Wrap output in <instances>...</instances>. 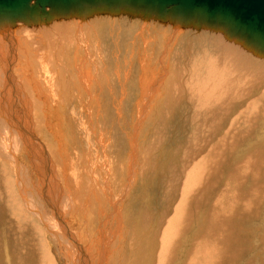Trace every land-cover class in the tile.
Wrapping results in <instances>:
<instances>
[{"label":"rangeland","instance_id":"obj_1","mask_svg":"<svg viewBox=\"0 0 264 264\" xmlns=\"http://www.w3.org/2000/svg\"><path fill=\"white\" fill-rule=\"evenodd\" d=\"M49 6L43 7L39 14L28 15L27 19H13V24L15 21L22 22L19 24L30 30L29 36L20 35L22 41L25 40L23 45L29 46V52L27 55L23 53V56L29 58L37 84L44 80L43 75H47V85L52 86L53 90H49L50 94L47 92L50 95L48 111L52 106L57 111L50 120L53 124L48 125L46 122V125L45 121L51 111L45 117L47 104L37 99L41 94L33 92L30 88L26 91L24 89V94L31 102L30 121L27 124L32 125V131L29 128L28 136L31 138L34 132L35 142L41 150L49 147L52 153L56 144H59L58 129L61 127L57 125V118L59 117L61 125H64L68 112L75 111L72 112L75 116L72 125L69 124L67 129L62 130L66 137V150L68 147V154L74 159L71 171L74 177L77 176L75 179L70 178L71 182H68L73 185L71 196L74 197L70 206L71 212H68L65 222L70 230L78 233L77 238H80V243L86 248L88 264H196L201 252L199 248L204 246L205 238L208 242L211 241L209 264H264V100H259L263 108L258 104L256 109L244 111L246 115L239 117V122L244 124L234 121L238 111L242 109L234 104L229 106L228 115L209 116L206 123L194 113V103L199 104L198 101H208L211 98L208 101L210 104L214 96H220L221 92L216 94V86L211 80L220 76L218 71L224 65L225 59L214 57L217 52L214 49L218 42L217 35H224L229 24L217 20L210 22L199 15L158 11L156 8L134 5L126 1L88 0L79 6L77 3L69 7L56 6L53 11H50ZM19 24L16 25L20 26ZM141 28L144 30L143 36ZM238 33L250 40L244 33L235 32L237 35ZM235 34L231 37L233 40L237 38L234 37ZM17 41L22 44L18 36ZM81 44H85L89 51L87 52ZM213 44L215 46L212 47ZM258 46L257 52L264 56V46ZM168 48L169 55L166 52ZM188 48L194 49L195 52L189 53ZM201 49L203 50L200 52ZM209 49L215 51L213 55ZM176 52L180 54L175 55ZM163 53L164 56L161 55ZM96 56L97 59H88ZM144 56L146 58H143ZM200 59L204 62L201 63ZM256 60L253 65L249 64L247 57L239 60L240 65L243 62V67L238 70L245 73L241 76L250 74L259 79L258 67L264 68V60ZM213 62L215 65H211ZM141 63H150L148 76H143ZM203 66L210 67L204 69ZM216 66L217 70L213 69ZM230 69L235 71L236 67ZM230 69L228 71H231ZM18 74L17 71V76ZM20 75H24V70ZM147 77L153 80L151 85L146 81ZM221 77L222 74L218 79ZM262 77L264 78V75ZM50 78L53 79L52 82L49 81ZM72 79H76L80 86ZM54 80L67 82L68 85H52ZM247 80L246 78L241 82V87L246 84L242 89L249 86ZM15 86L13 87L16 88ZM76 86L79 89L77 91ZM255 86L258 88H255L253 93L259 98L264 90V81L257 82ZM89 87L97 95L92 103L90 101L93 97L88 95L91 91L88 90ZM233 87L230 85L233 91L229 88L232 95ZM4 88L0 83V91ZM78 95H82L81 102L74 100ZM84 97L88 101L84 102ZM14 100L13 117L20 118V100L17 96ZM218 100L219 97L214 102H219ZM247 101L250 100L244 99V104ZM77 103L85 105L86 111L83 115L78 113ZM3 105V102L0 103L1 114H4ZM90 105L94 106L93 113L92 107L88 108ZM35 112L40 120L38 124L35 123ZM92 115H95L94 121L97 125L95 144L91 146L92 150H86L90 146H86L85 140L93 134V128H96L93 124L92 130L90 129ZM188 115L191 119L196 118L198 126L195 124V118L194 122L191 120L193 126L191 122L189 125ZM76 117L78 120L80 117L81 129L77 128ZM198 117L200 119H197ZM1 119L4 122L10 120ZM67 130L72 131V134H68ZM85 131L88 134L84 133ZM0 133L2 134V130ZM221 137L223 141H220ZM24 138L29 141L25 133ZM7 141L16 150L19 167H11V162L8 163L3 155H0V264H72L68 260L75 258L77 250L66 246V242L54 240L42 219L33 214L32 207L31 210L25 207L23 197L26 196L28 201L33 199L27 195L31 193V188L36 191L35 196L38 195L42 212L56 218L59 216L57 211H51L47 204L48 197H42L45 196L44 183L40 181L37 169L27 160L29 149L22 148L13 134L7 136ZM218 142H221L220 145ZM70 150L74 151L75 158ZM46 151L48 152L47 148ZM55 152V156L48 152L51 164L56 160L62 162V156ZM82 153L84 157L87 156L84 166L81 167L79 162ZM93 164H97L96 168ZM100 164L104 166L101 168ZM86 167L90 174L89 185L92 181L90 176L95 172L94 179L99 188L95 194H91L90 186L84 182L83 174L86 172L82 168ZM19 171L24 173V196L20 195L18 187V180H21V176L17 175ZM76 179L78 183L75 182ZM46 209H49V212ZM226 210H229V213H225ZM88 211H92L91 216ZM80 213L85 216H80ZM105 214L112 216L113 230L109 240L103 238L104 229L100 232L102 240H105L103 244L107 247L100 246L98 251L97 245L92 244V239L100 240L94 236L97 235V226L103 225ZM75 215L79 223L76 222L77 219L70 221ZM244 215L248 216V221H245ZM86 224L90 228H84L83 225ZM240 228L246 231L243 238L242 233L239 235ZM216 240L220 242L217 247L214 246ZM242 240L245 241L244 244ZM239 249L246 250L240 255ZM68 251L73 255L71 258ZM76 263L78 264L77 260Z\"/></svg>","mask_w":264,"mask_h":264},{"label":"bare ground","instance_id":"obj_2","mask_svg":"<svg viewBox=\"0 0 264 264\" xmlns=\"http://www.w3.org/2000/svg\"><path fill=\"white\" fill-rule=\"evenodd\" d=\"M77 1H79L80 3H77V5L79 6L81 3H83V2H85V1H88V0H77ZM27 3H28V5H30L31 7H30V10H27V11H24V13H22V14H18V15H16V16H13V17H0V83H1V85L3 84L4 85V90L2 89L0 92V103H4V105L3 106H5L4 107V109H2L3 110V113L4 114H1L0 115V130H2V134L0 133V155H3V157H4V159H5V161H8V163L9 162H11L10 163V165H12L11 167H16V165L18 166V161H17V156H16V150H15V148H13V145L11 146L10 145V143L7 141V136H9V135H14V138H15V140L20 144V146L22 147V148H27V149H29V157H28V162H29V164L31 163V166L34 168V169H37V173H38V175H39V177H40V181L42 182V183H44L43 184V186H44V189H43V195H45V196H42V197H48L47 198V204H49V206L51 207V211H53V210H55V211H57L58 213H59V216L56 218V217H53L52 215H48V213L47 212H49V209L47 210V214H45L44 212H42V208H41V205H40V203H39V199H38V195H37V197L35 196V194H36V191H34L33 189H31L30 188V191H31V193H27V195L28 196H31V197H33V199L32 200H29L28 201V199L26 198V196H24V194L26 193V190H25V188H24V186H23V182H22V177L24 176V173L22 174V172H23V170H22V172L21 171H19L18 173H17V175H18V177H20L21 176V180H18V183H19V188H20V195H23L24 197H23V199H24V201H25V204H26V209H29V210H31V207H32V212H33V214L35 213V214H37L41 219H42V222L45 224L44 226L46 227V229L47 230H49L48 232L52 235V237H53V239L54 240H56V241H60V242H63V243H67V245L66 246H68V247H72V248H75L77 251V255L75 254L74 255V257L75 258H72L71 259V261L70 260H68L69 262H71L72 264H77L76 263V260L78 261V264H88V262L87 261H89L88 260V258H86V253H85V249L86 248H84L83 247V245L80 243V238L78 239L77 238V236H78V233L76 232H74V231H72V230H70V228H68L69 226H67V224H66V222H65V218L67 217V215L69 214L68 212H71L70 211V206H71V204H72V200H73V197L74 196H71V194H72V187L71 186H73V185H69V181H70V178H72V179H75L76 177H74V173H72V171H71V168H72V166H73V164H74V159L72 160L70 157L71 156H69V150H68V147H67V150H66V144H65V140H66V137L64 136V134H63V129L64 128H66L67 129V127L68 126H70L69 124H71L72 125V123H73V121L75 120L74 119V113H72V112H68L69 114H68V117H66L65 116V122H64V125H61V122H60V119H59V117L57 118L58 119V122H57V125L58 126H60L61 127V129H58V135H59V144H56V146H55V148H54V150L55 151H57L61 156H62V162H58V160H56L55 161V163L54 164H51L50 163V159H48V158H51L50 157V155H49V153H51V149L49 148V147H46L47 149H48V152L46 151V148H44V149H42L41 150V148H40V146L35 142V138H34V132H32V135H31V138L28 136V130H29V128H30V130L32 131V125H30V126H28V124H27V122H29L30 121V118H29V115H30V110H31V102H30V100H28L27 99V97H26V95L24 94V89H25V91H26V89L28 90L29 88L34 92V91H37L38 93H40L41 95H39L38 97H37V99L39 98V100H41V101H43V103H45V104H47V108H46V111H47V114L45 115V117L48 115V112L49 111H51L50 112V115H48V119H47V121H45V124L47 125V123H48V125H52L53 123L52 122H50V120L56 115V109H55V107H51L50 109H49V111H48V102H49V100H50V91L49 90H52L51 89V87L52 86H50L49 87V85H47V75H43V79L44 80H42L40 83H36L35 82V78H34V76H33V73H32V70H31V67H30V62H29V58H27V57H25V56H23V53H25L26 55H27V52H29V50H28V48L27 47H29V46H25V45H23V41H25L24 39H23V41H22V38H20V35L22 36V34H27L28 36L30 35L29 34V32H30V30H28V29H24L20 24L22 23H16V21H15V24H13V19H15V20H17V19H27L28 17V15H34V14H39V12H42L41 11V9L43 8V7H46L48 4H43V3H41V2H39V0H28L27 1ZM87 3V2H86ZM49 6V5H48ZM53 7H55V6H52V5H50L49 6V9H50V11H53ZM82 8V7H81ZM85 8H86V6H85ZM89 8V7H88ZM48 9V10H49ZM86 11V10H85ZM142 12H144V11H142ZM48 14V13H47ZM87 14V13H86ZM85 14V15H86ZM176 14V13H175ZM178 14V13H177ZM144 17V16H143ZM146 18V17H145ZM148 18V17H147ZM178 18H179V16H178ZM177 19V18H176ZM72 20V19H71ZM75 22V21H74ZM211 22V21H210ZM143 23H144V21H143ZM174 23V22H173ZM179 23V22H178ZM216 23V22H215ZM16 24H19L20 26H17ZM28 24V23H27ZM179 25H180V23H179ZM29 26V25H28ZM75 26V25H74ZM144 26V25H143ZM25 27V26H24ZM176 27V26H175ZM71 28V27H70ZM76 28V27H75ZM87 28V27H86ZM172 28V27H171ZM177 28H178V26H177ZM151 29V28H150ZM181 29V28H180ZM54 31H55V29H54ZM68 31V30H67ZM143 29L141 28V33H142V36H143ZM171 31H172V29H171ZM56 32V31H55ZM150 32V31H149ZM235 32H237L236 30H234L233 28H231V26H229L228 28H227V30H226V32H225V34L224 35H217V46H216V49H214L215 51H217V52H215L214 50L213 51H211L210 49V51L212 52L211 54L213 55V53H214V57H220V58H223V59H225L223 62H224V65L223 66H221L220 68V71H218V74H220V76H221V74H222V77H221V79H218L216 76L211 80V83L214 85V86H216V88L214 89V90H217V92H216V94H218L219 95V93H218V91H220L221 93H220V96H217V98L219 97V102H214V100L215 99H217L216 98V96H214L215 98H213L212 100H213V102L212 103H210L209 104V100L211 99H208V101H198V102H200L199 104H193L194 105V108H195V112L194 113H196L199 117H202V121L204 122V123H206L207 122V117H209V116H214V115H228V112H229V106L231 105V104H234L236 107H239V108H242L240 111H238V114L236 115V117H235V119H234V121H236V122H238V123H243L242 121L241 122H239L240 121V119H239V117L241 116H244V115H246V112H244V111H246V110H249L250 108H253V109H256V107L258 106V104H260L259 102V100L261 99V98H263L262 100H264V90L263 91H261V94L259 95L260 97L259 98H257L256 97V95H254V93H253V90H255V88L257 89L258 88V86L256 87L255 86V84L257 83V82H259L260 81V83L262 82V81H264V78L262 77L263 75H264V68H262L261 69V67L259 68L258 67V69H259V79H255L254 77H252L250 74H247L246 76H241V74H245L242 70L241 71H239L238 69H242V64H243V62L241 63V65H240V61L239 60H243V57H247L249 60H250V63L249 64H251V65H253V64H255L254 63V60L255 61H257L256 59H259V58H262L263 60H264V56L261 54V53H259V52H257V51H259L258 49V44L255 42V41H253L252 39H250V40H246L245 38H244V35L243 34H240L239 35V33H238V35L237 34H235ZM57 33V32H56ZM137 33V32H136ZM152 33V32H151ZM182 33V32H181ZM241 33V32H240ZM75 34V33H74ZM138 34V33H137ZM137 34H136V36H137ZM236 35V36H234V37H237L235 40H233L232 38V36L233 35ZM81 35V34H80ZM98 35V34H97ZM141 35V34H140ZM140 35H138V36H140ZM17 36L19 37V40H20V42L22 43V44H20L18 41H17ZM25 37V36H24ZM87 37H88V35H87ZM232 37V38H231ZM27 38V37H26ZM168 38V37H167ZM188 37H186V39H187ZM87 39V38H86ZM190 39V38H189ZM168 40V39H167ZM32 41V40H31ZM86 41V40H85ZM153 41V40H152ZM213 41H214V39H213ZM29 42V41H28ZM135 42V41H134ZM144 42V41H143ZM150 42V41H149ZM163 42V41H162ZM86 43V42H85ZM165 43V42H164ZM211 43V42H210ZM87 44H88V42H87ZM86 44V45H87ZM133 44V43H132ZM82 46H84L86 49H87V52L89 51V48L88 47H86L85 46V44H81ZM99 45V44H98ZM144 46H145V49H147L146 47H147V45L146 44H144ZM149 46V45H148ZM213 46H215L214 44L212 45V47ZM264 46V45H263ZM125 47V46H124ZM166 48V47H165ZM136 49V48H135ZM161 49V48H160ZM163 49V48H162ZM169 50V51H168ZM187 50V49H186ZM185 50V51H186ZM188 50H190V52L188 51ZM188 50H187V52H189V53H192V52H195V50L194 49H192V48H188ZM203 49H201L200 50V52L202 51ZM207 50V49H206ZM206 50H204V51H206ZM110 51V50H109ZM132 51V50H131ZM149 51H150V53L152 54V50L151 49H149ZM164 51H165V49H164ZM166 52H168V55H169V52H170V48H168L167 50H166ZM148 53V52H147ZM206 53V52H205ZM264 53V52H263ZM29 54V53H28ZM151 54H149L150 56H151ZM154 54V53H153ZM158 54V53H157ZM178 54H180V53H178V52H176L175 53V55H178ZM200 54V53H199ZM202 54H203V52H202ZM250 54L252 55L251 57H250ZM136 55V54H135ZM144 55V54H143ZM161 55H163L164 56V53L163 54H161ZM167 55V56H168ZM194 55H195V53H194ZM29 56V55H28ZM159 56V55H158ZM158 56H157V58H158ZM207 56V55H206ZM133 57V56H132ZM135 57V56H134ZM156 57V56H155ZM211 57L212 56H210V58L209 59H211ZM109 58V57H108ZM143 58H146V56H144ZM147 58H148V56H147ZM201 58V57H200ZM206 58H208V57H206ZM88 59H97V56L96 57H93V58H88ZM150 59V58H149ZM154 59H156V58H154ZM229 59H232V61L230 62L229 61ZM239 59V60H238ZM203 60V59H202ZM237 60H238V62H237ZM209 61V60H208ZM207 61V62H208ZM212 61V60H211ZM214 61V60H213ZM247 61V60H246ZM132 62H133V60H132ZM198 62H199V60H198ZM200 62H201V59H200ZM202 62H204V61H202ZM201 62V63H202ZM119 63V62H118ZM121 63H122V61H121ZM231 63V64H230ZM245 63V62H244ZM259 63V62H258ZM121 65V64H120ZM129 65V64H128ZM139 65V64H138ZM150 65V63H148V64H142L141 63V68H142V71L144 72V74H143V76H148V71H149V66ZM206 65V64H205ZM211 65H215V63L213 62ZM210 65V66H211ZM218 65V64H217ZM123 66V65H122ZM210 66H207V67H210ZM242 66V67H241ZM248 66V65H247ZM259 66V65H258ZM185 67V66H184ZM189 67V66H188ZM200 67V66H199ZM204 67V66H203ZM206 66L204 67V69L205 68H207ZM236 67V69H235V71H234V69L233 70H231L230 68H235ZM253 68H254V66H253ZM257 68V67H256ZM131 69H132V67H131ZM130 69V70H131ZM198 69V68H197ZM200 69V68H199ZM202 69V68H201ZM212 69V68H211ZM213 69H216L217 70V66L216 67H214ZM212 69V70H213ZM231 70V71H228V70ZM245 69V68H244ZM249 69H250V67H249ZM255 69V68H254ZM23 70H24V75L23 76H21L20 75V73L21 72H23ZM188 70V69H187ZM212 70H210L209 72L211 73L212 72ZM17 71H18V76H17ZM125 71V70H124ZM180 71V70H179ZM197 71V70H196ZM201 71V70H200ZM207 71V70H206ZM113 72V71H112ZM118 72V71H117ZM208 72V73H209ZM248 72H249V70H248ZM88 73V72H87ZM101 73V72H100ZM103 73V72H102ZM191 73V72H190ZM198 73V72H197ZM206 73V72H205ZM209 73V74H210ZM229 73H232V74H229ZM246 73H247V71H246ZM251 74H252V72H250ZM86 74V73H85ZM106 75H110V71L108 72V74L107 73H105ZM115 74V73H114ZM125 74H126V72H125ZM186 74V73H185ZM187 74H188V72H187ZM193 74V73H192ZM202 74V72L200 73V75ZM19 75H20V80L18 79V77H19ZM87 75V74H86ZM88 75H90V74H88ZM87 75V76H88ZM103 75V74H102ZM106 75H103V76H106ZM199 75V74H198ZM216 75H217V72H216ZM17 76V77H16ZM82 76V75H81ZM116 76V75H115ZM207 76V75H206ZM85 77V76H84ZM84 77H83V79H84ZM107 77V76H106ZM17 78V79H16ZM87 78V77H86ZM196 78V77H195ZM231 78H233V79H231ZM248 79L247 80V83L249 84V86L245 89H242V87L244 86V85H246V84H244L242 87L240 86V84H241V82L242 81H245V79ZM6 79V80H5ZM90 79H91V77H90ZM90 79L88 80V83H89V81H90ZM112 79V78H111ZM73 80V79H72ZM81 80H82V78H81ZM200 80V79H199ZM217 80H219V81H217ZM259 80V81H258ZM6 81V82H5ZM49 81H53V79L51 80V78H50V80ZM55 81V80H54ZM73 81H77L76 79L75 80H73ZM146 81L148 82V84H152L153 83V80L152 79H150V78H146ZM195 81H196V79H195ZM203 81V80H202ZM85 82V81H84ZM92 82H93V79H92ZM91 82V83H92ZM125 82V81H124ZM131 82V81H130ZM68 83H69V80H68ZM71 83H74V82H71ZM80 83V82H79ZM87 83V84H88ZM232 83H234V85H232ZM26 84H27V87H26ZM60 84H62V85H60ZM76 85L78 84V81H77V83H75ZM81 84V83H80ZM85 84V83H84ZM208 84V83H207ZM14 85H16L15 87L16 88H14L13 86ZM29 85V86H28ZM52 85H55V86H60V87H62V86H67L68 84H67V82L66 83H64V81H62V83H60V82H53L52 83ZM189 85V84H188ZM230 85L231 86H234L233 87V89H234V92H233V95L230 93L231 91H233L231 88H230ZM242 85V84H241ZM262 85V84H261ZM70 86V85H69ZM78 86H80L79 84H78ZM90 86V85H89ZM196 86V85H195ZM207 86V85H206ZM205 86V87H206ZM73 87H74V85H73ZM77 87V86H76ZM75 87V88H76ZM91 87H93V86H91ZM261 87V86H260ZM72 88V87H71ZM80 88V87H79ZM82 88V87H81ZM85 88H86V85H85ZM229 88H230V90H229ZM261 88H263V87H261ZM16 89H18V90H16ZM191 89V87H189V90ZM77 90H79L78 89V87H77V89H76V91ZM87 90V89H86ZM85 90V91H86ZM89 91L91 90L90 89V87H89V89H88ZM202 90V89H201ZM203 90H205V88H203ZM209 90V89H208ZM213 90V91H214ZM49 91V94L47 93ZM53 91V90H52ZM98 91V90H97ZM210 91V90H209ZM64 92H66V91H64ZM63 92V93H64ZM68 92V91H67ZM87 92V91H86ZM206 92V91H205ZM69 93V92H68ZM73 93H74V91H73ZM200 93V92H199ZM53 94V93H52ZM66 94V93H65ZM79 94V93H78ZM87 94V93H86ZM86 94L84 95V96H86ZM202 94H204V93H202ZM213 94V93H212ZM73 95V94H72ZM88 95H90L91 97H93V99L90 101V103H92V101L94 100V98L97 96V95H95V91L92 89L89 93H88ZM208 95H210L209 93H208ZM207 95V96H208ZM214 95V94H213ZM253 95L255 96V97H253ZM15 96H17L18 97V100H20V105L18 106L19 107V109L18 110H20L21 109V111H22V115H20L21 117L20 118H14L13 116H14V110H13V102L15 101L14 100V97ZM65 96V95H64ZM95 96V97H94ZM203 96V95H202ZM207 96H205V97H207ZM258 96V95H257ZM19 97H20V99H19ZM68 97V96H67ZM74 97V96H73ZM72 97V98H73ZM87 97V96H86ZM86 97H84L85 98V100H84V102L85 101H88L87 99H86ZM210 97V96H209ZM208 97V98H209ZM211 97H213L212 95H211ZM252 97V98H251ZM81 98H82V95L80 96V95H78L77 97H75L74 98V100H77V102H81ZM89 98V97H88ZM108 98H110V97H108ZM249 99L250 101H247L245 104H244V99L246 100V99ZM17 99V98H16ZM201 99H203V98H201ZM204 99H206V98H204ZM46 100V101H45ZM56 104H57V102L56 101H54ZM95 102H97L96 100H95ZM119 103H120V101H119ZM142 103H144V101L142 102ZM83 104V103H82ZM144 105V104H143ZM262 104H260V106H261ZM73 106V105H72ZM85 105H81V104H78L77 103V107H78V113L79 114H82L83 115V113L86 111V108L84 107ZM146 106V105H145ZM251 106V107H250ZM90 107H92L91 108V113H93V111H94V106H92V105H90V106H88V108H90ZM204 107L206 108L207 107V109H204ZM245 108V109H244ZM262 108H263V105H262ZM1 109V108H0ZM75 109H76V107H75ZM96 110H97V107H96ZM96 110H95V112H96ZM233 110V109H232ZM257 110H259V109H257ZM253 111H255V110H253ZM252 111V112H253ZM260 111V110H259ZM75 112V111H74ZM88 112V111H87ZM258 111H256V113H257ZM36 114V112L34 113V119H35V123H40V120H39V117L37 116V115H35ZM261 114V113H260ZM17 115V114H16ZM69 115H70V117H69ZM88 115V114H87ZM144 115V114H143ZM93 116V117H92ZM91 116V119H92V122H91V130H92V125L94 124V125H96V123H95V115H92ZM85 117H86V115H85ZM189 117H190V115H188V119H189ZM197 118V119H200V118ZM247 117V116H246ZM1 118H8V119H10V120H8L9 122H4L3 121V119H1ZM77 118V117H76ZM195 118V117H194ZM193 118V119H194ZM97 119V118H96ZM100 119V118H99ZM140 119V118H139ZM193 119H191V117H190V121H188V123H189V125H191L192 124V121L191 120H193ZM79 120H80V117H79ZM79 120H78V118H77V124L76 123H74V124H76L77 125V128H79V129H81L82 128V125H81V128H80V123H79ZM85 120L87 121V118H85ZM201 121V122H202ZM47 122V123H46ZM190 122H191V124H190ZM193 122H194V120H193ZM198 122V121H197ZM245 122V121H244ZM83 123V122H82ZM195 124L197 125V123H196V118H195ZM244 124V123H243ZM202 125H203V123H202ZM66 126V127H65ZM86 126V125H85ZM84 126V127H85ZM192 126H193V124H192ZM198 126V125H197ZM75 127V126H74ZM202 127V126H201ZM200 127V128H201ZM73 128V127H72ZM197 127H195V129H196ZM18 129H20V130H22V131H20V130H18ZM23 129H25V130H23ZM84 129H86V128H84ZM83 129V130H84ZM194 130V129H193ZM69 130H67V132H68ZM78 131V130H77ZM80 131H82V130H80ZM87 131V130H86ZM84 132V133H87V132ZM90 130H88V132H89ZM93 134L91 135V136H88V138H86V140L85 141H87L86 142V146L88 147V146H90V148H88V149H86V147H85V149L86 150H92V145L93 144H95V136H96V132H97V125H96V128L94 127L93 128ZM217 131V130H216ZM83 132V131H82ZM24 133H25V136L29 139V141H27L25 138H24ZM69 133H71L72 134V131L71 132H68V134ZM80 132L78 131V134H79ZM83 133V134H84ZM70 134V135H71ZM88 134V133H87ZM73 135H74V133H73ZM81 135V134H80ZM90 135V134H89ZM82 137V136H81ZM86 137V136H85ZM2 138H4V141H2ZM73 138V137H72ZM80 138V137H79ZM84 138V137H83ZM83 138H82V140H83ZM209 139V138H208ZM37 140V139H36ZM75 140V139H74ZM211 140V139H210ZM224 140V139H223ZM222 140V137H221V140L220 141H223ZM81 141V140H80ZM88 141H89V143H88ZM41 143V142H40ZM219 143V142H218ZM221 143V142H220ZM220 143H219V145H220ZM41 145H42V143H41ZM131 145V144H130ZM218 145V144H217ZM73 146V145H72ZM82 147V146H81ZM52 149H53V147H51ZM94 148V147H93ZM83 149V148H82ZM72 150H74V149H72ZM55 151H53L52 153H53V155L55 156V155H57V153L55 152ZM71 151V150H70ZM75 151H76V149H75ZM37 152V153H36ZM74 152V151H73ZM73 152L71 151V153L73 154ZM86 152V151H85ZM51 153V154H52ZM79 153H81V152H79ZM88 153V152H87ZM5 155V156H4ZM100 155V154H99ZM98 155V156H99ZM74 156V154L72 155V157ZM76 156V155H75ZM75 156H74V158H75ZM87 156V155H86ZM86 156L84 157V154L82 153V157H81V162H79V163H81L80 164V166L82 165V166H84V164L83 163H85V158H86ZM97 156V157H98ZM132 156V155H131ZM89 157H90V155H89ZM106 157V156H105ZM208 157V156H207ZM206 157V158H207ZM57 158V157H56ZM77 158H79V157H77ZM94 158V157H93ZM132 158L133 157H131V161H132ZM7 159V160H6ZM80 159V158H79ZM91 159V158H90ZM104 159V158H103ZM78 160V159H77ZM84 160V162H82ZM91 160H94V159H91ZM75 161H76V159H75ZM79 161V160H78ZM58 162V163H57ZM64 162V163H63ZM7 163V164H8ZM77 163V162H76ZM89 164V163H88ZM106 164V163H105ZM9 165V164H8ZM15 165V166H14ZM96 165L97 164H93V166H94V168H96ZM101 165V164H100ZM111 165V164H110ZM74 166H76V164L74 165ZM81 166V167H82ZM90 166V165H89ZM93 166L91 165L90 167H92L93 168ZM104 165H101V168L103 167ZM109 166V165H108ZM201 166V165H200ZM19 167V166H18ZM81 167H80V169H81ZM90 167H89V170H90ZM77 168V167H76ZM106 168H108V167H106ZM79 169V168H78ZM77 169V170H78ZM74 170L76 171V169L74 168ZM82 170L83 171H85L86 173H84L83 175H84V177H85V181L84 182H86V183H88V180H89V177H88V175H90L89 174V172H88V170H87V167H86V169L85 168H82ZM17 171V170H16ZM94 171V170H93ZM77 172H79V171H77ZM88 172V173H87ZM131 172V171H130ZM76 174V173H75ZM82 174V173H81ZM16 175V174H15ZM82 176V175H81ZM94 176H95V172H94V174H93V176L91 177L90 176V180H92L91 181V185H89L90 183H88V185L90 186V188H91V191H90V189H89V191L91 192V194H95V193H97L98 192V187H97V185H96V182H95V179H94ZM16 177V176H15ZM43 177V178H42ZM78 177H79V175H78ZM23 179H24V177H23ZM81 179H83V178H81ZM17 180V179H16ZM191 180H192V178H191ZM194 181V180H193ZM28 182V181H27ZM71 182V181H70ZM75 182H77L78 183V181H77V179L75 180ZM81 182V181H80ZM83 182V181H82ZM26 183V182H25ZM63 183V184H62ZM61 184V185H60ZM85 184V183H84ZM106 184V183H105ZM192 184V183H191ZM18 185V184H17ZM86 185V184H85ZM31 186V185H30ZM33 186V185H32ZM87 186V185H86ZM197 186H199V185H197ZM34 187V186H33ZM32 187V188H33ZM92 187H94V188H92ZM27 188V187H26ZM87 189H88V186L86 187ZM36 189V188H35ZM78 189L79 188H77V192H78ZM28 190V189H27ZM102 190V189H101ZM74 192V191H73ZM76 192V191H75ZM88 192V191H87ZM195 193V192H194ZM108 194V193H107ZM77 195H78V193H77ZM86 195H88L87 193H86ZM31 197H30V199H31ZM78 197H79V195H78ZM22 198V197H21ZM41 198V197H40ZM95 199V198H94ZM207 201V200H206ZM83 202V201H82ZM24 203V202H23ZM81 204V203H80ZM43 205V204H42ZM45 206H46V204H45ZM77 206V205H76ZM79 206V205H78ZM77 206V207H78ZM86 206V205H85ZM82 207V206H81ZM46 208V207H45ZM48 208V207H47ZM79 209V208H78ZM77 209V210H78ZM80 209H83V208H80ZM25 210V209H24ZM28 210V211H29ZM44 210V209H43ZM86 210H87V208H86ZM31 212V213H32ZM74 213H76V212H74ZM88 213H89V211H88ZM107 213V212H106ZM225 213H229V210H226L225 211ZM81 215L80 216H82V215H84L85 216V214H83V213H80ZM88 214H86V216H87ZM89 215L91 216L92 215V211H90V213H89ZM116 215V214H115ZM230 215V214H229ZM252 215H254V214H252ZM251 215V216H252ZM245 216V215H244ZM71 217V216H70ZM88 217V216H87ZM93 217V216H92ZM38 218V217H37ZM40 218H39V220H40ZM78 218V217H77ZM76 218V215L75 216H73V217H71L70 218V221H72V219L73 220H75V219H77ZM90 218V217H89ZM53 220V221H52ZM82 220L83 219H81V221L80 222H82ZM88 220H90V219H88ZM116 220V219H115ZM118 220V219H117ZM245 221H248V216H245ZM72 222H74V221H72ZM76 222H78V219H77V221ZM116 222V221H115ZM79 223V222H78ZM88 223V222H87ZM81 224V223H80ZM85 224V223H84ZM102 224L103 225H101L100 224V226L98 227L97 226V235H95L94 237L96 238V239H100L99 241H95L94 239H92V244H94V246H96L97 247V249H96V247H95V249L96 250H98V251H100V246L101 247H103V248H106L107 246H104V244H103V242L105 241V240H102V238H101V234L102 233H100L101 231H103V229H104V234H103V238H105V239H108L109 240V238H110V234H112V216H108V215H106L105 214V218H104V220L102 221ZM80 226V225H79ZM84 226V228H90V227H87L88 226V224H86V225H83ZM115 226H117V224L115 225ZM103 227V228H102ZM245 227V224H243V228ZM82 228V227H81ZM241 229V228H240ZM248 229V228H247ZM81 230V229H80ZM249 230V229H248ZM91 231V230H90ZM80 232V231H79ZM83 232V230L81 231V234H83L82 233ZM92 232V231H91ZM249 232V231H248ZM92 233H94V232H92ZM240 233H242V238H243V235H244V233H246V231L244 230V229H241V232L239 231V235H240ZM208 235V234H207ZM249 235H251L250 233H249ZM222 236V235H221ZM80 237V236H79ZM206 237H209V236H206ZM249 237V236H248ZM212 238V237H211ZM257 238V237H256ZM210 239V238H209ZM223 239V237L219 240V241H221ZM81 240H82V238H81ZM86 240V239H85ZM89 240V239H88ZM87 240V241H88ZM211 240V239H210ZM256 240V239H255ZM204 242H203V245L204 246H200V248H199V250H201V252H200V256L197 258V263L196 264H209V261L210 260H208V258H209V253H210V251H211V246H210V242H208V240L205 238L204 240H203ZM219 241H215V243H214V246H219L220 245V242ZM251 241V240H250ZM254 241V240H253ZM263 241V240H262ZM59 242V243H60ZM82 242H83V240H82ZM264 242V241H263ZM56 243V242H55ZM90 243V242H89ZM88 243V244H89ZM213 243H211L212 244V248H213ZM242 243L244 244L245 243V241L244 240H242ZM81 244V245H80ZM60 245V244H59ZM61 245H63V244H61ZM90 245V244H89ZM201 245H202V243H201ZM63 246H65V245H63ZM65 246V247H66ZM94 246L92 245L91 247H93L94 248ZM195 246V245H194ZM193 246V247H194ZM90 247V249H92ZM198 248V247H197ZM195 249V248H194ZM216 249H218V248H216ZM65 250V249H64ZM69 250V249H68ZM102 250V249H101ZM192 250V249H191ZM244 250H246V249H239V253H240V255H242V252L244 251ZM67 251V250H66ZM70 251H72V250H70ZM70 251H68L67 253H68V255L70 256V258L73 256H71V253H70ZM75 251V250H74ZM193 251V250H192ZM198 250H196V252H197ZM62 252V251H61ZM189 252H191V251H189ZM75 253V252H74ZM73 253V254H74ZM192 253V252H191ZM7 256V255H6ZM66 256V255H65ZM192 257H193V255H192ZM65 258V257H64ZM69 258V259H70ZM102 258V257H101ZM190 258V257H189ZM211 258V257H210ZM68 259V258H67ZM76 259V260H75ZM184 259H186V256H185V258ZM187 262V261H186ZM188 263V262H187ZM190 263H191V261H190ZM90 264V263H89Z\"/></svg>","mask_w":264,"mask_h":264},{"label":"water","instance_id":"obj_3","mask_svg":"<svg viewBox=\"0 0 264 264\" xmlns=\"http://www.w3.org/2000/svg\"><path fill=\"white\" fill-rule=\"evenodd\" d=\"M28 0H0V17H13L30 10ZM95 1V0H93ZM104 1V0H102ZM126 1L149 6L158 11L178 12L182 15H199L229 24L253 41L264 45V0H107ZM43 4L69 7L77 0H39Z\"/></svg>","mask_w":264,"mask_h":264}]
</instances>
